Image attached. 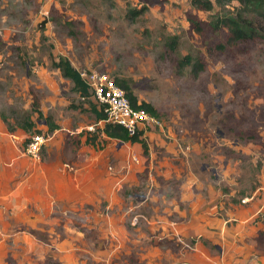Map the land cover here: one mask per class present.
<instances>
[{
	"label": "rangeland",
	"instance_id": "1",
	"mask_svg": "<svg viewBox=\"0 0 264 264\" xmlns=\"http://www.w3.org/2000/svg\"><path fill=\"white\" fill-rule=\"evenodd\" d=\"M191 1L0 0V264H264V6ZM61 57L159 111L148 151L104 134Z\"/></svg>",
	"mask_w": 264,
	"mask_h": 264
},
{
	"label": "trees",
	"instance_id": "2",
	"mask_svg": "<svg viewBox=\"0 0 264 264\" xmlns=\"http://www.w3.org/2000/svg\"><path fill=\"white\" fill-rule=\"evenodd\" d=\"M233 1H237L244 11L249 9H254L256 7L264 6V0H192V6L204 11H212L215 7V4L218 6H224ZM145 9H139L131 11L133 18L141 15ZM191 24L197 31H201L200 22L194 18L190 19ZM215 27L217 29L227 28L228 36L227 41L229 44H235L239 41H246L254 39L255 30L250 26V23L246 20L240 18H234L232 16H223L218 18L215 22ZM224 46H222L223 48ZM190 62V61H189ZM193 63V62H192ZM55 67L61 70L62 74L71 79L74 83L75 89L82 95L88 96L90 94V87L87 82L82 78L81 72L74 67L72 62L65 57H61L57 62L54 63ZM195 67V75H199L200 71L205 69L204 63L202 60L198 59L196 63L192 64ZM116 84L123 88L126 92L128 99L131 102V105L134 108H142L151 113L155 117H159V111L147 101H140L138 96L134 93L131 85L125 79L115 78ZM94 112L98 120L106 119V114L103 110H98L96 106L94 107ZM59 126L53 124L51 130L58 129ZM103 132L106 136L120 140L121 142H131V143H142L145 151H148L147 143L140 138L142 132L131 135L129 131L121 125H114L111 123H106ZM93 142V140L91 139Z\"/></svg>",
	"mask_w": 264,
	"mask_h": 264
},
{
	"label": "built area",
	"instance_id": "3",
	"mask_svg": "<svg viewBox=\"0 0 264 264\" xmlns=\"http://www.w3.org/2000/svg\"><path fill=\"white\" fill-rule=\"evenodd\" d=\"M82 78L87 82L93 97L100 105V109L106 114V119L99 123L121 125L131 135L144 132L146 128H153L159 124L157 117L142 108H134L123 88L116 84L115 78L109 74L98 72H81ZM47 138L43 134H34L27 144V153L33 157L40 156L42 147L46 145Z\"/></svg>",
	"mask_w": 264,
	"mask_h": 264
},
{
	"label": "crops",
	"instance_id": "4",
	"mask_svg": "<svg viewBox=\"0 0 264 264\" xmlns=\"http://www.w3.org/2000/svg\"><path fill=\"white\" fill-rule=\"evenodd\" d=\"M190 235H193V233H190Z\"/></svg>",
	"mask_w": 264,
	"mask_h": 264
}]
</instances>
